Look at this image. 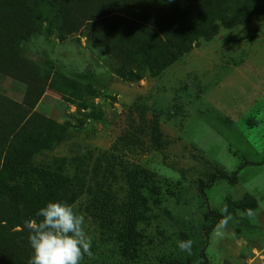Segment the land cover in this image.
Listing matches in <instances>:
<instances>
[{"label": "rangeland", "instance_id": "1", "mask_svg": "<svg viewBox=\"0 0 264 264\" xmlns=\"http://www.w3.org/2000/svg\"><path fill=\"white\" fill-rule=\"evenodd\" d=\"M248 7L0 0V264H28L29 167L61 158L92 242L80 264H264V11ZM138 17L191 23V49L168 61Z\"/></svg>", "mask_w": 264, "mask_h": 264}, {"label": "clouds", "instance_id": "2", "mask_svg": "<svg viewBox=\"0 0 264 264\" xmlns=\"http://www.w3.org/2000/svg\"><path fill=\"white\" fill-rule=\"evenodd\" d=\"M40 220L28 219L24 227L28 230L29 244L33 255L28 264H80L84 256H92L91 239L84 225L85 216L78 214L73 204L49 202L38 210ZM230 216L224 217L214 228L213 235L222 238L226 235ZM193 241L181 240L178 247L191 255Z\"/></svg>", "mask_w": 264, "mask_h": 264}, {"label": "trees", "instance_id": "3", "mask_svg": "<svg viewBox=\"0 0 264 264\" xmlns=\"http://www.w3.org/2000/svg\"><path fill=\"white\" fill-rule=\"evenodd\" d=\"M248 4V8L256 7L260 4L258 11H264V0H244ZM150 5V4H149ZM145 6L140 7L139 11L153 10L156 6ZM264 14V13H263ZM251 15L247 13H237L230 17V21L232 24H239L245 18H250ZM139 28L141 31L146 33L147 35H151L156 42H158V46H162V49L166 52V55L169 56L168 61L173 59L175 55H183L187 53L191 49V34L194 31L191 23H189L186 27H173L168 32L162 31H153L148 30L145 27V22L141 17L136 18V22L130 23V28ZM150 36V37H151ZM152 134L153 140L156 145L161 143L162 133L160 128L156 122L152 123ZM67 163L68 159L61 158L56 159L52 165H40L38 167H29L31 169L32 174L39 180L38 184V192L36 193L37 201L33 204H30L26 209L24 215L15 220H28L30 218L40 220L42 217H37L36 213L39 209L45 207L49 202H68L69 204H73L77 199L78 195L75 193L73 189L74 178H71L67 173ZM142 173V171H140ZM149 183V181H147ZM80 186H83L81 184ZM132 187L135 192H139L141 185H139L135 180L132 181ZM154 205H159L160 200L155 198L153 200ZM3 223L0 222V229H4ZM26 231H28L25 228ZM27 242H29L27 240Z\"/></svg>", "mask_w": 264, "mask_h": 264}]
</instances>
